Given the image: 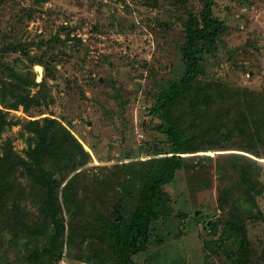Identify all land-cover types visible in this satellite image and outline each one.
<instances>
[{
    "label": "rangeland",
    "instance_id": "374dc122",
    "mask_svg": "<svg viewBox=\"0 0 264 264\" xmlns=\"http://www.w3.org/2000/svg\"><path fill=\"white\" fill-rule=\"evenodd\" d=\"M213 2L226 30L215 51L198 56L196 70L203 85L231 91L212 99L220 118L209 125L211 132L229 127L233 136L183 154L194 167L163 187L166 214L152 222L143 250L129 255L132 264H264V0ZM201 8L202 0H0V110L11 122L0 134V160L8 165L0 185L10 186L1 193L0 264H25L23 243L31 253L52 234L48 223L38 238L44 217L38 187L5 154L27 161L33 136L27 123L45 118L87 153L85 163L65 160L55 173L62 250L73 242L58 264H121L100 232L118 215L116 222H128L148 169L169 155L154 109L157 97L186 75L183 21ZM25 91L39 99L26 112ZM186 118L197 132L204 129V113ZM67 184L73 203L65 205ZM229 221L245 231L247 256L230 235L218 237Z\"/></svg>",
    "mask_w": 264,
    "mask_h": 264
},
{
    "label": "trees",
    "instance_id": "16d2710c",
    "mask_svg": "<svg viewBox=\"0 0 264 264\" xmlns=\"http://www.w3.org/2000/svg\"><path fill=\"white\" fill-rule=\"evenodd\" d=\"M213 7V0H202V8L198 15L187 12L183 21L185 41L182 53L186 65V75L179 82L172 83L167 91L157 97L154 113L160 117L164 124L162 129L168 141L169 155L160 158V160H154L156 167L152 166L148 169L145 184L140 189L137 204L128 222L105 220V228L101 229L100 234L111 240L112 255L121 260V264H132L129 255L137 254L143 250L142 245L148 242V233L152 222L166 214L165 208L169 198L163 192V187L173 181L177 171L194 167L186 163L183 154L203 151L209 144L220 143L222 139H232L233 130L229 127L219 125L211 132L209 125L211 120L220 118V106L216 105L212 99L220 100L218 96L222 94L232 95L231 91H228L229 88L217 84L203 85L202 82H199L201 70H196L198 56L215 51L220 36L226 30L225 24L214 17ZM29 84L34 85L33 82ZM220 87L223 89H219ZM235 95L245 97V92L237 93L236 91ZM20 100L24 103L25 112L30 106H39L38 97H30L28 91L23 93ZM195 113L205 114L204 129L200 132H197L194 126H190L187 122L186 115ZM181 121H185L186 125L181 126ZM10 125L11 122L7 121L6 114L0 110V134ZM27 126L33 133L32 138L27 139V149L24 150L27 161L14 156L11 150L5 154L9 160L15 161L16 164L23 167L27 177L33 180L38 187L41 213L44 216L43 223L38 226V238L47 233L48 223L52 225V234L48 236L42 249L35 248L31 253L26 250L27 243H23L26 253L23 259L25 264H33L41 259L43 264H48V259H50V264H58L61 259L66 257L67 248L73 242L72 239L69 240L64 245L65 251L62 250L64 224L62 218L59 217L60 204L57 196L59 183L54 178L55 173L59 172L58 165L62 161L67 160V163H71L76 157H80V160L85 163L87 153L83 151L74 137L59 126L55 120L45 118L42 123L30 121ZM244 127L247 128V125ZM0 161L4 164V169L0 173L4 178L7 177L8 165L6 162ZM0 168L2 167L0 166ZM9 189L8 184H4L3 187L0 185V203L3 201L2 190H7V195ZM72 192V187L67 184L62 192L65 205L73 203ZM67 209L69 214L73 210V206L67 207ZM93 229L95 231L96 228ZM207 229L213 230V234H216L215 223L208 222ZM229 235L233 243L247 256L249 245L242 227L233 221L226 222L218 237L220 236L222 241H225L229 239Z\"/></svg>",
    "mask_w": 264,
    "mask_h": 264
},
{
    "label": "water",
    "instance_id": "95a60500",
    "mask_svg": "<svg viewBox=\"0 0 264 264\" xmlns=\"http://www.w3.org/2000/svg\"><path fill=\"white\" fill-rule=\"evenodd\" d=\"M121 219V217H119V215H118V217L116 218V221H118V220H120Z\"/></svg>",
    "mask_w": 264,
    "mask_h": 264
},
{
    "label": "built area",
    "instance_id": "2783aa9c",
    "mask_svg": "<svg viewBox=\"0 0 264 264\" xmlns=\"http://www.w3.org/2000/svg\"><path fill=\"white\" fill-rule=\"evenodd\" d=\"M65 254V253H64ZM60 264H65V262L64 261H62Z\"/></svg>",
    "mask_w": 264,
    "mask_h": 264
}]
</instances>
